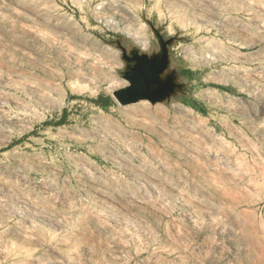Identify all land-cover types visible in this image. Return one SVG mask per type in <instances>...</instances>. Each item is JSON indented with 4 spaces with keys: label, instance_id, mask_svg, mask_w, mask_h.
Masks as SVG:
<instances>
[{
    "label": "rangeland",
    "instance_id": "rangeland-1",
    "mask_svg": "<svg viewBox=\"0 0 264 264\" xmlns=\"http://www.w3.org/2000/svg\"><path fill=\"white\" fill-rule=\"evenodd\" d=\"M0 264H264V0H0Z\"/></svg>",
    "mask_w": 264,
    "mask_h": 264
}]
</instances>
